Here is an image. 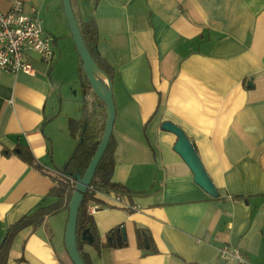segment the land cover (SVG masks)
<instances>
[{"label":"crops","instance_id":"obj_1","mask_svg":"<svg viewBox=\"0 0 264 264\" xmlns=\"http://www.w3.org/2000/svg\"><path fill=\"white\" fill-rule=\"evenodd\" d=\"M22 2L25 13L37 10L53 59L31 56L35 77L0 70V245L23 217L58 202L52 191L77 146L71 115L61 118L56 79L63 0ZM71 4L79 22H95L97 53L113 69L111 180L126 191L97 196L105 208L92 216L102 242L114 229H124L126 239L119 245L115 237L118 246L100 253L87 245L90 264H242L222 260L224 246L247 264H264V0ZM9 8L0 0V12ZM165 122L195 146L218 198L195 183ZM22 150L40 169L20 157ZM65 204L20 230L4 264H72ZM138 228L147 233L143 249ZM151 247L158 252L147 253Z\"/></svg>","mask_w":264,"mask_h":264},{"label":"trees","instance_id":"obj_2","mask_svg":"<svg viewBox=\"0 0 264 264\" xmlns=\"http://www.w3.org/2000/svg\"><path fill=\"white\" fill-rule=\"evenodd\" d=\"M78 24L82 37L85 41V45L94 60V63L112 83L113 69L104 59H101L97 53L98 31L95 22L78 21ZM82 73V91L84 99L81 107V118L79 120L70 119L69 121V132L71 137L77 140V146L73 157L68 163L67 169H65L62 174L63 178H59L57 180L58 186H56V188L52 191L58 198V202L54 205L37 209L32 214L23 217L17 224L13 225L9 229L4 242L0 245V264L5 263L11 242L20 230L31 225L36 226L38 224H42L47 216L60 212V210L64 207V202L66 203L65 209L69 210V204L76 187V179L78 177H83L101 143L108 120L107 108L94 93L86 73L83 70ZM97 80L108 88L105 78L97 76ZM113 148V140L111 138L109 146L99 163L90 185L93 189H90V187L88 188L87 193L79 207L77 215V248L84 264H90L89 255L84 251L87 245L92 246L98 253H100L105 247L118 246L114 240L120 230L114 229L108 233V242L103 243L98 234L94 218L88 212V207L92 204L98 205L100 208H105V205H103L102 201L97 197L98 195L104 194L108 196L120 197L126 192L122 185L115 184L111 180L114 169ZM20 157L29 165L40 169L30 151L22 150ZM136 236L139 247L142 249L145 248L146 239H148L146 231L138 228L136 230ZM148 245L151 246V242H149ZM157 252L158 251L156 249H152L151 247L147 253L156 254Z\"/></svg>","mask_w":264,"mask_h":264},{"label":"water","instance_id":"obj_3","mask_svg":"<svg viewBox=\"0 0 264 264\" xmlns=\"http://www.w3.org/2000/svg\"><path fill=\"white\" fill-rule=\"evenodd\" d=\"M63 6L77 51L83 64L84 72L88 77L94 93L106 105L108 114L107 125L101 143L83 177H78L76 179L75 191L69 204V219L65 233L66 250L73 264H84L77 248V215L80 204L82 203L87 190L92 183L99 163L102 160L111 141L116 119V106L110 79L108 77L106 78V82L108 84V88H106L100 81L97 80V76L99 75L92 73L93 67L97 68L99 71L100 69L94 63V60L92 59L85 45L78 21L72 9L71 0H63ZM162 129L166 132L173 133L178 138L174 150L180 155V157L193 173L195 183L212 198H218V190L216 189L204 165L202 164L195 146L192 144L185 132L172 122L163 123ZM116 239L119 245H121L126 239V233L124 229L118 232ZM146 247L148 246L146 245Z\"/></svg>","mask_w":264,"mask_h":264},{"label":"built area","instance_id":"obj_4","mask_svg":"<svg viewBox=\"0 0 264 264\" xmlns=\"http://www.w3.org/2000/svg\"><path fill=\"white\" fill-rule=\"evenodd\" d=\"M8 1L9 11L0 12V70L35 77L37 73L30 58L31 54L38 56L44 63H50L53 59L52 40L44 36L35 8L27 14L22 0ZM99 209L98 205L92 204L88 207V212L92 215ZM220 258L235 259L239 263L247 264L243 254L229 246L220 249Z\"/></svg>","mask_w":264,"mask_h":264},{"label":"rangeland","instance_id":"obj_5","mask_svg":"<svg viewBox=\"0 0 264 264\" xmlns=\"http://www.w3.org/2000/svg\"><path fill=\"white\" fill-rule=\"evenodd\" d=\"M62 7L65 37L57 40L61 45L62 53L57 51L58 62L55 66V68L57 67L56 79L62 92L60 100L63 108L60 112L61 118L69 114L73 120H79L84 99L82 91V70L84 71V69L65 15L64 6ZM57 26H59L58 23ZM58 29L62 32V27L59 26ZM31 56H35V54L32 53Z\"/></svg>","mask_w":264,"mask_h":264},{"label":"bare ground","instance_id":"obj_6","mask_svg":"<svg viewBox=\"0 0 264 264\" xmlns=\"http://www.w3.org/2000/svg\"><path fill=\"white\" fill-rule=\"evenodd\" d=\"M99 71H98V69L97 68H92V73H94V74H97Z\"/></svg>","mask_w":264,"mask_h":264}]
</instances>
